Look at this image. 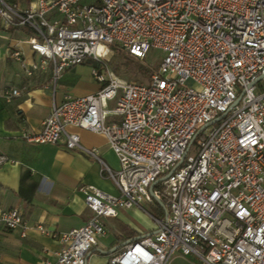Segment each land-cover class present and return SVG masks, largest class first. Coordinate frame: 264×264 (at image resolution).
<instances>
[{
  "label": "built area",
  "instance_id": "built-area-1",
  "mask_svg": "<svg viewBox=\"0 0 264 264\" xmlns=\"http://www.w3.org/2000/svg\"><path fill=\"white\" fill-rule=\"evenodd\" d=\"M0 27L32 33L25 43L38 62L25 64L18 48L9 52L26 75L49 61L56 81L89 60L100 85L65 96L38 132L22 133L29 143L93 157L118 191L81 186L90 218L59 233L53 259L41 264H86L106 233L102 218L134 206L145 211L143 204L157 209V202L163 214H149L151 234L107 264H172L175 255L192 264H264V0H30L25 7L0 0ZM109 45L140 61L150 50L163 57L147 82L124 80L101 58ZM19 95L12 87L2 92ZM68 127L104 135L119 168L109 169ZM6 162L0 154V166ZM177 162L151 195L149 186ZM0 227L27 229L18 209L0 208Z\"/></svg>",
  "mask_w": 264,
  "mask_h": 264
},
{
  "label": "crops",
  "instance_id": "crops-1",
  "mask_svg": "<svg viewBox=\"0 0 264 264\" xmlns=\"http://www.w3.org/2000/svg\"><path fill=\"white\" fill-rule=\"evenodd\" d=\"M7 1L21 7L27 3ZM28 36L25 29L0 27V154L8 158V162L0 166V208L18 209L27 225L24 233L0 227V264H41L52 260L60 246L56 236L80 227L91 216L79 192L81 186L90 185L118 194L93 157L79 150H67L62 145L29 143L22 138L24 132H38L51 107L65 96L83 97L97 92L100 87L91 76L93 64L89 60L65 70L56 81L50 65L44 71L26 75L9 52L11 48H18L25 64L38 62L40 58L25 43ZM7 87L20 90V95L5 99L2 92ZM113 106V102H108V109ZM112 119L114 117H108ZM67 131L78 134L80 145L95 150L109 169L119 168L104 135L76 127H68ZM102 223L106 233L98 237L86 264H107L110 256L123 246L107 254L97 249L108 251L155 228L154 221H145L136 206L119 209L116 217L102 218ZM36 225L55 237L41 233Z\"/></svg>",
  "mask_w": 264,
  "mask_h": 264
},
{
  "label": "rangeland",
  "instance_id": "rangeland-1",
  "mask_svg": "<svg viewBox=\"0 0 264 264\" xmlns=\"http://www.w3.org/2000/svg\"><path fill=\"white\" fill-rule=\"evenodd\" d=\"M14 1H18L22 3V5L26 2L28 3V0ZM107 48L108 49L106 51V54L101 57L106 66V69H108L121 79L133 80L138 83H145L148 81V77L143 74V72H152L153 70L157 69L159 62L163 57V54L159 50H150L145 59L141 61L132 60V62L128 63V60L124 56V54H122V52H117L113 45H109L107 46ZM48 64L50 65L49 61ZM125 64L129 65V70L126 68ZM198 139L199 136L196 137L195 142ZM143 207L145 211L139 208L141 217H143L145 221H148L150 223L152 222V218L150 215L159 218L163 214V209L160 206L159 211L161 214L151 204H143ZM172 264H192V262L190 258L175 255V257H173L172 259Z\"/></svg>",
  "mask_w": 264,
  "mask_h": 264
},
{
  "label": "water",
  "instance_id": "water-1",
  "mask_svg": "<svg viewBox=\"0 0 264 264\" xmlns=\"http://www.w3.org/2000/svg\"><path fill=\"white\" fill-rule=\"evenodd\" d=\"M238 101V99L235 101V102H237ZM216 120H218V118H216V119H214L213 120V122H215ZM205 125H203L202 127H200L198 130H197V132L195 133V135L204 127ZM195 135L192 137V139L190 140V143L193 141V139H194V137H195ZM178 165V162H177V164L175 165V166H173L171 169H170V171L164 176V177H161V178H159V179H157L156 181H154L150 186H149V192H150V194L152 195V188H153V186L157 183V182H159V181H161L162 179H164V178H166V177H168L171 173H172V171L175 169V167ZM157 204L161 207V208H163V204L161 203V202H157ZM148 234H151V233H148ZM137 238H139V237H136V238H133V239H129L128 241H125V242H123V243H121V244H119V245H117V246H115V247H112L111 249H109L108 251H102V250H99V249H97L99 252H101V253H103V254H107V253H112L113 251H115L116 249H118L119 247H122V246H124L125 244H127V243H129V242H131V241H133V240H136ZM88 256H89V253L86 255V260H87V258H88Z\"/></svg>",
  "mask_w": 264,
  "mask_h": 264
},
{
  "label": "trees",
  "instance_id": "trees-1",
  "mask_svg": "<svg viewBox=\"0 0 264 264\" xmlns=\"http://www.w3.org/2000/svg\"><path fill=\"white\" fill-rule=\"evenodd\" d=\"M27 32H28V35H32V33L30 32V31H28L27 30ZM110 46H112V45H110ZM114 47H115V50L117 51V52H122V54H124V56L127 58V60H128V63H130V62H132V60H136V61H139V60H137V59H135L132 55H130L129 53H127V52H125V51H123L122 49H120L118 46H116V45H113ZM126 65V64H125ZM129 65H126V68L129 70L130 68L128 67ZM151 72H143V74H145L147 77L149 76V74H150ZM159 205H158V207H157V210L159 211ZM159 213H160V211H159ZM161 214V213H160Z\"/></svg>",
  "mask_w": 264,
  "mask_h": 264
}]
</instances>
